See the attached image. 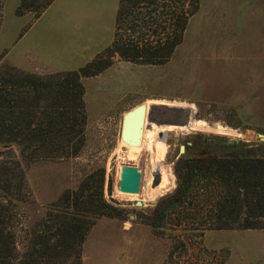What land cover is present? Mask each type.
Here are the masks:
<instances>
[{
    "label": "rangeland",
    "instance_id": "rangeland-1",
    "mask_svg": "<svg viewBox=\"0 0 264 264\" xmlns=\"http://www.w3.org/2000/svg\"><path fill=\"white\" fill-rule=\"evenodd\" d=\"M17 3L3 0L0 20V62L12 66L14 49L42 32L43 26L49 27L45 40L54 50L110 39L117 0H52L36 16L15 14ZM88 52L67 69L87 63ZM21 59L30 60L23 55ZM80 81L87 118L84 144L76 156L26 163L17 147H11L25 188L23 200L15 202L17 251L48 204L89 172H102L103 196L121 209V217L103 216L94 222L81 245V264H162L170 240L136 216L174 187L172 164L185 145L195 134L253 142L262 141L258 134L264 136V0H198L167 62L140 65L115 56L109 67ZM148 101L153 102L146 106ZM139 103L146 109L145 128L176 127L158 133L166 144L162 165L173 181L153 198L147 192L159 186L160 171L150 166L151 152L143 143L134 152L138 142L126 144L121 134L123 114ZM189 119L195 128L190 129ZM122 165L138 169L136 193L117 190ZM201 244L222 254L226 250L224 264H264V229L206 230Z\"/></svg>",
    "mask_w": 264,
    "mask_h": 264
},
{
    "label": "trees",
    "instance_id": "trees-1",
    "mask_svg": "<svg viewBox=\"0 0 264 264\" xmlns=\"http://www.w3.org/2000/svg\"><path fill=\"white\" fill-rule=\"evenodd\" d=\"M52 0H18L15 14L35 16ZM3 0H0V20ZM198 0H117L110 43L77 70L23 72L0 62V264H81V245L100 217H121L103 196V174L89 172L45 208L17 251L15 202L25 194L20 162L66 160L84 144L80 81L116 56L162 65L182 41ZM172 164L174 187L136 216L170 240L162 264H224L227 251L201 244L206 230L264 229V141L195 134ZM214 258V260H212Z\"/></svg>",
    "mask_w": 264,
    "mask_h": 264
},
{
    "label": "crops",
    "instance_id": "crops-1",
    "mask_svg": "<svg viewBox=\"0 0 264 264\" xmlns=\"http://www.w3.org/2000/svg\"><path fill=\"white\" fill-rule=\"evenodd\" d=\"M24 13V15H26ZM60 24V23H59ZM58 24V25H59ZM48 26H43L42 32L39 31L37 35L34 33L30 36L29 41L24 43L18 49H14L13 54V66L23 72L35 73V74H48L60 71L68 70V65L78 59V56L89 50V60H91L98 52L105 48L111 40H102L97 44H82L76 45L71 50H54L45 40V35L48 31ZM23 56L29 57V62L23 61ZM83 66V65H82Z\"/></svg>",
    "mask_w": 264,
    "mask_h": 264
},
{
    "label": "bare ground",
    "instance_id": "bare-ground-1",
    "mask_svg": "<svg viewBox=\"0 0 264 264\" xmlns=\"http://www.w3.org/2000/svg\"><path fill=\"white\" fill-rule=\"evenodd\" d=\"M152 102L153 101H148L145 104L147 106L148 104H150ZM145 110L146 109L144 108V116H145ZM149 123H151V122H149ZM146 124L147 123H146L145 119L143 118L140 132L134 134L131 139L126 138V136H123L122 139H124L123 142H125L126 144L133 143V140L138 142V144H136L134 147L135 149L133 148L134 152H138L139 150H141V144L142 143L144 144L143 146H147L148 149L150 150V152H151V158H150L151 164H150V166L152 169H157L158 171H160V179H159V184H158L159 186L155 189L150 188V189H148V192H147V197L153 198L157 194V192L160 193L162 190H167L173 181L170 178L171 175L169 174L168 169L167 168L165 169L162 165V163H163L162 160L164 159V155L166 152V144L159 137L158 133L160 131L162 132L163 130H173L176 127L167 126V125L157 126L158 124L157 125L148 124L150 129H147V128H145ZM188 125H189L190 129L195 128L194 120L189 119ZM184 128H186V127H180L177 129H184ZM187 129H189V128H187ZM131 145H134V144H131ZM133 151H132V153H133ZM149 179H150V177H149Z\"/></svg>",
    "mask_w": 264,
    "mask_h": 264
},
{
    "label": "water",
    "instance_id": "water-1",
    "mask_svg": "<svg viewBox=\"0 0 264 264\" xmlns=\"http://www.w3.org/2000/svg\"><path fill=\"white\" fill-rule=\"evenodd\" d=\"M144 118V105L139 103L127 110L121 120V134L131 139L134 134L140 132ZM258 138L264 141V136L258 134ZM139 171L135 166L122 165L119 170L117 190L124 193H136L139 185Z\"/></svg>",
    "mask_w": 264,
    "mask_h": 264
}]
</instances>
